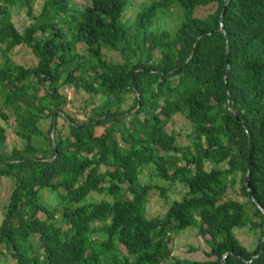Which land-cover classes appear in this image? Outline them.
Listing matches in <instances>:
<instances>
[{
	"label": "trees",
	"instance_id": "1",
	"mask_svg": "<svg viewBox=\"0 0 264 264\" xmlns=\"http://www.w3.org/2000/svg\"><path fill=\"white\" fill-rule=\"evenodd\" d=\"M32 3L0 0V120L23 142L8 149L0 122V183L14 182L0 264H264V0H146L125 20L129 0H44L37 14ZM172 5L179 25L151 29ZM21 46L35 64L13 60ZM178 113L186 144L166 130ZM236 182L245 200L224 199ZM152 194L163 213H147ZM236 227L257 231L253 248ZM187 228L203 260L172 257Z\"/></svg>",
	"mask_w": 264,
	"mask_h": 264
},
{
	"label": "rangeland",
	"instance_id": "2",
	"mask_svg": "<svg viewBox=\"0 0 264 264\" xmlns=\"http://www.w3.org/2000/svg\"><path fill=\"white\" fill-rule=\"evenodd\" d=\"M44 0H33V11L35 14L39 13L41 6ZM130 5L125 9L122 14V20L132 18L138 6L146 0H129ZM12 21L15 26L19 29H22L25 25L28 24L29 20L26 16L25 9L20 7H13L11 9ZM182 17V10L177 5H172L170 7H162L157 10L156 15L153 19V22L150 26L153 30L166 29L168 31H173L180 23ZM111 56V53L109 54ZM12 58L14 61L24 64V65H33L36 63V59L33 57L32 53L25 46L16 47L12 52ZM63 92L70 98L71 102L67 105L66 110L73 116L82 118V101L79 94L75 93L72 89H65ZM0 122L7 127V147L8 149L13 146L20 147L23 142L22 140L13 134V124L12 120H9L7 123H4L2 120ZM166 130L168 132L181 133V137L178 138V142L182 144L188 143V139L185 135L186 132L190 130L188 120L182 114H176L167 124ZM152 170V167L148 166L142 169V180H146V175ZM179 184V183H176ZM230 186L227 194L224 199L232 198L244 201L245 198L238 192V184ZM14 185L13 178L11 176H4L1 179L0 183V222L3 217L6 203L9 198L10 191ZM176 192L170 195V199L178 197L182 192V188L177 185ZM42 201L48 205L53 206L55 202V196L49 190H42L41 192ZM176 193V194H175ZM92 198L99 199L101 195L93 194ZM166 209V205L163 200L159 199L156 195L152 194L149 203L146 206V211L148 214H161ZM246 214L252 216L253 209L246 204ZM254 216H252L253 218ZM257 219L256 217H254ZM235 236L239 239L246 248L251 249L256 245L258 233L254 229H249L247 227H236L233 230ZM98 238H104L103 234L96 235ZM203 249L205 245L203 243V238L196 233V229L187 228L182 230L178 236L175 238L172 246V257H178L180 259H189V260H203L205 258L203 254ZM172 258H169L166 262L162 264H171Z\"/></svg>",
	"mask_w": 264,
	"mask_h": 264
},
{
	"label": "water",
	"instance_id": "3",
	"mask_svg": "<svg viewBox=\"0 0 264 264\" xmlns=\"http://www.w3.org/2000/svg\"><path fill=\"white\" fill-rule=\"evenodd\" d=\"M227 3H228V0H225V4H227ZM224 9H225V8H223V11H222L221 14H223ZM226 52L228 53V47H227V44H226ZM228 70H229V65L227 66V69H226L225 78L227 77V72H228ZM230 112H232V111H230ZM232 113H233V112H232ZM233 114H234V113H233ZM247 177H248V171H247V173H246V177H245V185H246V187H248Z\"/></svg>",
	"mask_w": 264,
	"mask_h": 264
}]
</instances>
